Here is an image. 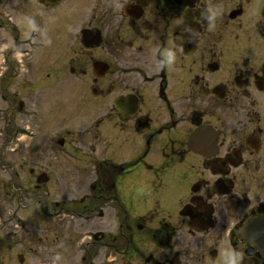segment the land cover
<instances>
[{"label": "flooded vegetation", "instance_id": "obj_1", "mask_svg": "<svg viewBox=\"0 0 264 264\" xmlns=\"http://www.w3.org/2000/svg\"><path fill=\"white\" fill-rule=\"evenodd\" d=\"M62 1L0 0V123L22 127L15 140H35V156L22 145L20 165L7 168L29 174L35 191L51 183L54 145L66 147L76 175L85 168L80 162L97 156L89 165L96 181L70 185L89 197L69 200L62 183L63 206L40 207L80 221L65 235L74 247L81 242L69 263L226 264L235 249L242 264H264V0H87L68 67L82 100H99L100 119L81 129L92 142L70 132L54 140L53 128L43 133L58 117L59 53L72 45L60 42ZM213 5L223 11L209 28L201 12ZM169 49L175 60L162 66ZM27 61L36 69H21ZM47 91L53 97L43 109ZM137 165L149 175V203L119 198L117 179ZM38 177L45 182L36 185ZM13 190L15 215L26 190ZM55 225L49 238L63 258L65 238Z\"/></svg>", "mask_w": 264, "mask_h": 264}, {"label": "rangeland", "instance_id": "obj_2", "mask_svg": "<svg viewBox=\"0 0 264 264\" xmlns=\"http://www.w3.org/2000/svg\"><path fill=\"white\" fill-rule=\"evenodd\" d=\"M59 9V37L60 42H65L66 39L69 45L68 49L63 47L59 53V62H58V71H59V82H58V92L55 95V103L57 104L58 117L53 124H48L43 126V133L49 134L53 129L58 132L54 135V140L59 139L64 136L65 133L70 132V139L82 138L86 141L92 142V138L83 137V132H81L82 127L85 125H94L95 121H98L101 116L100 105L96 98L89 97L85 101L82 100V94L79 89L76 88V81L74 78L69 76V67L68 60L69 56L73 57L74 50L77 49V39H79V29L85 25V15L84 10L86 11L87 0H63ZM64 7V8H63ZM73 8V14H66L67 8ZM36 61L23 62L22 65H25V68L18 65L21 69H34ZM71 66V65H70ZM36 69V67H35ZM16 91L15 88H13ZM13 89H9L7 93L14 92ZM42 97L44 101L42 108L49 106L53 95L50 91L43 92ZM53 101V102H54ZM2 102L0 100V108H2ZM2 106V107H1ZM19 127L21 130L22 127L18 125L5 126L4 123H0V142H6L10 146L6 150H1L0 152V166L6 169L5 172L3 168H0V263L1 264H22L20 259L22 258L23 264H50L55 263L56 258L57 264H70L69 256L74 252L77 254L79 251L77 244L75 247L72 244L68 243L65 238L68 231L71 233L72 230L78 229L80 221L71 220L70 217L61 216L59 219H56L52 216L47 215L49 212L41 213L46 211V208H40L44 203L48 206V211H52L53 203L58 202L61 206L65 203L62 198L63 191L61 189L62 183L66 184V191L68 193L67 198L70 200H76L79 202V199L83 197H89L91 191L86 190L82 193V190L75 188L72 190L70 186L73 181L83 182L84 180V189L90 185L91 182L96 181V177L93 171V168L90 163L94 162V159H97V156H90L91 158L84 159L87 164L82 161L80 166L85 167L81 170L82 173L74 174L69 168L68 165H71L69 160L64 155L66 147L63 149L61 147L56 148L58 155V161L53 165L54 173L51 183L43 187L39 191H35L34 187L30 188V185L34 184V181L30 182V175L26 174L25 178L21 176L20 171L15 168L14 171L7 170V168H14L15 166L20 165L19 153L20 147L27 146L28 151H30V158L34 157L33 150L36 146L34 139L29 137L24 138L17 136L15 140V135L17 134L16 129ZM53 128V129H51ZM28 131H33V126L28 128ZM43 135V134H42ZM13 151V152H12ZM7 156L10 157L9 165H7ZM5 158L3 164L2 158ZM128 157L123 154L120 156V160H125ZM46 165L48 161L45 159ZM134 160V158L132 159ZM35 161H32V165ZM88 166V167H87ZM123 167V166H121ZM39 167H36V172L39 171ZM83 170H86L85 172ZM149 178L148 172L143 165H137L136 168H133L128 175L121 176L117 179V190L119 198L123 202H134L141 203L147 202L146 199L149 196V192H141L140 189L146 186V181ZM58 184V185H57ZM59 186V187H58ZM20 189L25 191L23 192L24 197L21 201V208L16 212V216L13 214L14 210L18 208L17 199L12 201L13 195L18 196V191H14L13 188ZM22 187V188H21ZM68 188V189H67ZM10 192L11 196H8ZM57 192V194H56ZM64 193V192H63ZM51 194V195H50ZM149 203V202H147ZM66 205V204H65ZM24 206V207H23ZM20 207V206H19ZM25 208V209H24ZM40 213L43 215L40 216ZM55 221L57 224H53ZM95 227H101L100 221H95ZM58 225V230L62 232L61 237L65 238L62 241L63 247L66 252L63 254L60 252V249L55 247L52 244L50 234L52 231L48 227H54ZM48 229V231H47ZM80 235L74 233L75 240ZM41 239V241H38ZM76 242V241H75ZM23 248L26 250L32 248L30 253L23 251ZM11 249V250H10ZM74 251V252H73ZM55 252H60L61 254L57 256ZM73 252V253H72Z\"/></svg>", "mask_w": 264, "mask_h": 264}, {"label": "clouds", "instance_id": "obj_3", "mask_svg": "<svg viewBox=\"0 0 264 264\" xmlns=\"http://www.w3.org/2000/svg\"><path fill=\"white\" fill-rule=\"evenodd\" d=\"M222 11L223 9L221 6L213 5L211 7L206 8L203 12H201V16L208 21L209 28H214L215 20L218 16L222 14ZM25 20L30 27H32L33 29L36 28L34 19H32L31 17H26ZM174 60H175L174 52L171 49H169L165 51L164 60L160 64L162 66L171 65L174 62ZM140 191L147 193L150 191V189L144 186L140 189ZM242 260H243V253L235 249H231L225 254L226 264H242Z\"/></svg>", "mask_w": 264, "mask_h": 264}, {"label": "water", "instance_id": "obj_4", "mask_svg": "<svg viewBox=\"0 0 264 264\" xmlns=\"http://www.w3.org/2000/svg\"><path fill=\"white\" fill-rule=\"evenodd\" d=\"M83 38L85 39L86 37H85V35L83 34ZM43 179V178H42ZM42 182H45V181H43V180H41V178H38V180H37V183H42Z\"/></svg>", "mask_w": 264, "mask_h": 264}]
</instances>
